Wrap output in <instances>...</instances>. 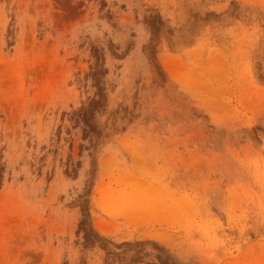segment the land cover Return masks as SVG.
I'll return each mask as SVG.
<instances>
[{"label": "rangeland", "instance_id": "374dc122", "mask_svg": "<svg viewBox=\"0 0 264 264\" xmlns=\"http://www.w3.org/2000/svg\"><path fill=\"white\" fill-rule=\"evenodd\" d=\"M0 264H264V0H0Z\"/></svg>", "mask_w": 264, "mask_h": 264}]
</instances>
